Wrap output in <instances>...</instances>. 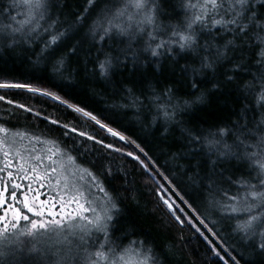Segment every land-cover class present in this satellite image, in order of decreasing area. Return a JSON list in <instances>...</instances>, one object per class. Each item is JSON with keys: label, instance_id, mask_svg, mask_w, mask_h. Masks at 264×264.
<instances>
[{"label": "snow or ice", "instance_id": "6c2138e0", "mask_svg": "<svg viewBox=\"0 0 264 264\" xmlns=\"http://www.w3.org/2000/svg\"><path fill=\"white\" fill-rule=\"evenodd\" d=\"M53 5L54 0H8L5 7H0V51L21 46L32 49L42 44L36 63H46L54 77L64 79L66 74L72 76L69 61L78 58L81 49L79 42H65L67 30H60L62 21L59 16L53 17ZM177 7L176 22L164 24L161 0H85L82 10L75 13V22L88 29L94 48L100 46L97 51L104 58L97 57L93 74L101 78H108L114 60H119L121 54L126 57L130 50L134 58L140 53L152 57L193 54L199 60V71L211 69L215 73L223 68L229 84L241 71L251 77L237 85L245 103L235 120L206 135L188 130L190 142L198 144L212 164L204 201L208 215L216 213L220 219L210 222L215 225L226 221L233 243L223 246L227 241L209 227L207 216L195 215L187 223L195 227L193 220H197L221 239L217 244L196 227L208 244L210 264H240L233 254L235 246L258 248L264 254V0H178ZM119 38H127V48H118V54L113 55L108 42ZM134 43L142 46L133 50ZM106 44L108 51H104ZM197 71L193 68V72ZM199 83L193 80L190 87L198 89ZM0 90L27 93L35 103H39L36 97L46 98L63 106L72 117L71 121L63 114L50 118L34 105L0 95V102L10 106L0 109V264H22L25 254L50 260V264H159L156 250L145 241L130 239L127 233L113 237L117 203L108 187L113 176L109 163L112 152L130 157L148 173L159 199L176 221L185 223L175 215L174 201L163 195L165 191L179 194L174 188L165 189L156 176L169 185L173 181L150 166L149 162H155L145 148L105 122L107 117L101 118L87 105L65 98L67 93L62 96L29 81H2ZM201 99L196 97V101ZM152 104L165 122L173 121L181 108L171 89L154 93ZM12 106L54 127L40 134L27 129L14 131L7 126L15 115ZM87 121L124 145L134 146L136 151L116 147L85 130ZM56 130L58 137L46 135ZM89 141L100 150L90 148ZM103 150L110 152L105 154ZM213 156L215 159H211ZM226 163L234 164L230 173L228 168L216 171ZM123 174L126 178L127 172ZM179 198L192 208L183 196ZM26 242L30 247L26 248Z\"/></svg>", "mask_w": 264, "mask_h": 264}, {"label": "trees", "instance_id": "16d2710c", "mask_svg": "<svg viewBox=\"0 0 264 264\" xmlns=\"http://www.w3.org/2000/svg\"><path fill=\"white\" fill-rule=\"evenodd\" d=\"M7 3L8 0H0V7H5ZM177 5L178 0H161V21L164 24L176 22L175 17L179 13ZM84 6L85 0H54L52 9L53 17L59 16L62 21L60 30H67L65 42H79L81 49L78 58H71L69 61L73 70L71 77H67V74L64 79L54 77L46 63H36L39 48L43 46L40 44L32 49L21 46L0 51V82L29 81L62 96L67 93L65 98L71 97L72 102L78 101L82 106L87 105L88 109L101 118L107 117L105 122H110L112 127L141 144L155 162L154 165L149 162L150 166L158 168L173 181V184L169 185L160 176H156V181L164 184L165 189L174 188L179 194L173 195L171 191L163 193L174 201L173 211L185 223L176 221L173 213L159 199L156 185L149 180L148 173L130 157L112 152L109 163L113 176L108 187L116 196L117 203L112 221L113 237L127 233L130 239L145 241L156 250L159 264H210L211 253L208 244L196 232V227L217 244L221 243V239L214 237L197 220H193L195 227L189 225L188 219L195 215H200L201 218L207 216L205 222L219 233V237L227 241L223 246L227 247L233 242L228 237L226 221L215 225L210 222L220 219L216 213L208 215L204 201V188L207 177L212 173V164L211 160L200 152V146L190 142L188 130L194 134L206 135L209 130L215 131L217 127L235 120L236 114L245 103L237 85L244 78L251 77L246 71H241L236 81L229 84L223 76V68H218L215 73L211 69L199 71V60L193 54L178 52L172 56L152 57L148 53H140L134 58L130 50L126 57L121 54L119 60H114L108 78H101L93 74L97 57L104 58L103 54L97 51L100 46L96 45L94 48V41L88 34V29L79 27L75 22V13L80 12ZM11 14L16 15V11ZM108 44L111 45L113 55H117L116 49L127 48L128 41L127 38H119L114 42L109 41ZM108 44L104 46V51L109 50ZM141 46L134 43L133 50H138ZM193 68L198 71L193 72ZM193 80L200 82L198 89L190 87ZM53 84L55 87H52ZM166 89H171L175 99L181 104L171 122H165L162 116H158L152 104L153 94ZM0 95L15 98L29 106L34 105L50 118L63 114L69 121L72 119L63 106H58L46 98L36 97L35 100L39 103H35L33 99H29L27 93H4L0 90ZM198 96H202V99L196 101ZM184 101H188L187 106ZM9 107L5 102H0V109ZM12 107L15 115L9 119L7 126L13 130L27 129L29 132L40 134L54 127L45 124L41 118H33L31 114ZM33 119L35 123H32ZM87 125L85 130L98 135L99 138H106L107 142L116 147H124L126 151H136L134 146H126L124 142L108 136L91 121H87ZM46 135L58 137L59 130L48 132ZM87 145L100 150V146L93 145L91 141L87 142ZM103 151L105 154L110 152ZM211 159H215V156ZM233 167V163L220 164L216 171L228 168L230 173ZM118 168L122 171H118ZM124 171L127 172L126 178ZM213 178L219 181L218 177ZM179 196H183L192 204V208L198 211L194 213ZM124 243H127V240ZM235 247L233 254L240 260V264H264V254H261L258 248L252 249L246 245ZM21 260L22 264H41L36 257L26 254Z\"/></svg>", "mask_w": 264, "mask_h": 264}, {"label": "rangeland", "instance_id": "374dc122", "mask_svg": "<svg viewBox=\"0 0 264 264\" xmlns=\"http://www.w3.org/2000/svg\"><path fill=\"white\" fill-rule=\"evenodd\" d=\"M15 131V130H14ZM20 131H22V130H20ZM123 142V141H122ZM23 143H25V144H27V140H25ZM38 147H39V145H38ZM0 159H2V157H0ZM15 163V162H14ZM42 191H45V192H47L48 190L47 189H44V190H42ZM45 197L44 196H41V199H44ZM113 215H114V212H113ZM27 247H30V244H28L27 242H26V248ZM37 258V257H36ZM39 260V259H38ZM40 261V263L41 264H50V260L48 261V262H46V261H44V260H39Z\"/></svg>", "mask_w": 264, "mask_h": 264}]
</instances>
